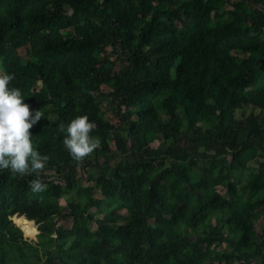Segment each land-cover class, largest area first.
Here are the masks:
<instances>
[{
	"label": "trees",
	"instance_id": "16d2710c",
	"mask_svg": "<svg viewBox=\"0 0 264 264\" xmlns=\"http://www.w3.org/2000/svg\"><path fill=\"white\" fill-rule=\"evenodd\" d=\"M0 71L49 157L0 170V264H264V0H0Z\"/></svg>",
	"mask_w": 264,
	"mask_h": 264
},
{
	"label": "clouds",
	"instance_id": "9594fccd",
	"mask_svg": "<svg viewBox=\"0 0 264 264\" xmlns=\"http://www.w3.org/2000/svg\"><path fill=\"white\" fill-rule=\"evenodd\" d=\"M14 79V73L0 71V170L21 176L35 173L37 178L29 181V187L33 192H43L47 186L39 175L49 157L37 151L30 129L44 113L42 109L31 110L22 90L11 86ZM95 128L86 114L77 115L67 126L59 124L58 131L65 133L63 144L73 160L83 162L101 147V140L91 135Z\"/></svg>",
	"mask_w": 264,
	"mask_h": 264
},
{
	"label": "rangeland",
	"instance_id": "374dc122",
	"mask_svg": "<svg viewBox=\"0 0 264 264\" xmlns=\"http://www.w3.org/2000/svg\"><path fill=\"white\" fill-rule=\"evenodd\" d=\"M19 54L22 55V56H25L26 55V51L24 49H22V50L19 51ZM117 66H118L117 69H119L120 68V64H117ZM102 108L104 109V111H106V113H107L109 118H111V119L114 118L115 119V116H114L115 112H114V109L112 108V104H111L110 100L104 101L102 103ZM249 114H254L255 116L259 117L261 112H260V110H258V109H256V108H254V107L249 105V106H246V107H244L242 109H237L236 112H235V117L238 120H242L245 117H247ZM38 143H39V146L42 147V145L44 144L43 138L38 137ZM151 146L154 147V148H159L161 150H165V148H166L159 140L154 141L151 144ZM61 204H62L63 207H66V204H65L64 201H62ZM93 211H95V210H93ZM15 222L17 224V220ZM93 228H94V226H93ZM258 231H259V233H262V230H261V228L259 226H258ZM36 239H37V237L35 239H33V241H36Z\"/></svg>",
	"mask_w": 264,
	"mask_h": 264
}]
</instances>
